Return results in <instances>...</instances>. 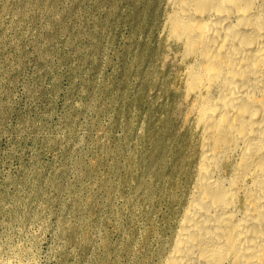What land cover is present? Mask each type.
<instances>
[{
	"label": "rangeland",
	"instance_id": "1",
	"mask_svg": "<svg viewBox=\"0 0 264 264\" xmlns=\"http://www.w3.org/2000/svg\"><path fill=\"white\" fill-rule=\"evenodd\" d=\"M166 8L0 0V264H162L193 176Z\"/></svg>",
	"mask_w": 264,
	"mask_h": 264
},
{
	"label": "bare ground",
	"instance_id": "2",
	"mask_svg": "<svg viewBox=\"0 0 264 264\" xmlns=\"http://www.w3.org/2000/svg\"><path fill=\"white\" fill-rule=\"evenodd\" d=\"M162 42L193 174L162 264H264V0H167Z\"/></svg>",
	"mask_w": 264,
	"mask_h": 264
}]
</instances>
